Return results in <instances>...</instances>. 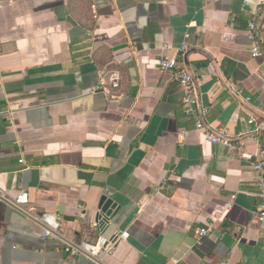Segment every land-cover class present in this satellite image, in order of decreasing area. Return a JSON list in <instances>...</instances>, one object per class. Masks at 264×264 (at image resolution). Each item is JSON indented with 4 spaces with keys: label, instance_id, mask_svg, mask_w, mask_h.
<instances>
[{
    "label": "crops",
    "instance_id": "obj_1",
    "mask_svg": "<svg viewBox=\"0 0 264 264\" xmlns=\"http://www.w3.org/2000/svg\"><path fill=\"white\" fill-rule=\"evenodd\" d=\"M261 3L0 0V187L29 198L27 211L0 199V264H264L244 158L264 148L247 134L264 121V52L247 34ZM164 57L195 76L198 112L234 155L196 132ZM114 71L120 88L95 91ZM47 212L57 239L33 216ZM118 232L130 236L102 260L64 251Z\"/></svg>",
    "mask_w": 264,
    "mask_h": 264
},
{
    "label": "built area",
    "instance_id": "obj_2",
    "mask_svg": "<svg viewBox=\"0 0 264 264\" xmlns=\"http://www.w3.org/2000/svg\"><path fill=\"white\" fill-rule=\"evenodd\" d=\"M264 12V3H261L253 13L258 18ZM248 38L251 42V52L254 58L262 55L264 52V22L259 27L258 23L252 21L249 25L247 32ZM187 46H183L178 51H183ZM158 66L162 71L171 72L174 75L175 80L178 82L182 90V104L186 114L190 116H196V132H199L204 138L213 145H221L228 149L230 155H234L235 151L240 149V143L232 140L229 135V131L226 128L217 129L208 125L203 116H200L198 112V96L196 93L195 76L180 68L177 57H164L158 62ZM121 77L117 71H114L110 75V85L100 83L99 87L95 91L109 92L110 89L117 90L120 88ZM264 132V121L259 122L256 118L252 117L248 120V135H258ZM186 132H184V135ZM244 158L251 160V167L257 175L258 186V205L256 212H254V219L264 227V148L258 146L255 154H245ZM0 199L10 202L17 207L25 209L28 204V194L21 192L17 196L10 195L7 191L0 187ZM229 206V205H228ZM27 211V209H25ZM36 220L41 222L45 226L44 236L46 238H59L60 237V224L57 219L51 213H43L40 215H33ZM98 224L101 226L104 223V216H100ZM198 239L203 237L212 236L215 232L214 222L207 223L204 228H196L194 230ZM128 232L115 233L113 236L107 238L101 235L95 244L87 242H81L79 244L66 243L64 251L68 255L80 256L85 255L96 260H102V258L113 252L118 245L129 238Z\"/></svg>",
    "mask_w": 264,
    "mask_h": 264
},
{
    "label": "water",
    "instance_id": "obj_3",
    "mask_svg": "<svg viewBox=\"0 0 264 264\" xmlns=\"http://www.w3.org/2000/svg\"><path fill=\"white\" fill-rule=\"evenodd\" d=\"M105 201H106V199L104 198L103 201H102V204H101L102 205L101 207H102V210H103L104 213H106V211L108 210V205H109L108 203L106 205H104L105 204Z\"/></svg>",
    "mask_w": 264,
    "mask_h": 264
}]
</instances>
